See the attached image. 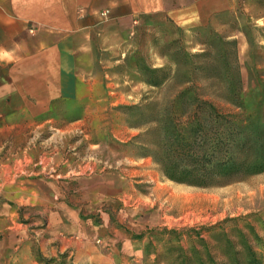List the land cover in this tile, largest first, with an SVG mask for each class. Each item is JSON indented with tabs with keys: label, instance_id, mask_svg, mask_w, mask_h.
Returning a JSON list of instances; mask_svg holds the SVG:
<instances>
[{
	"label": "rangeland",
	"instance_id": "obj_1",
	"mask_svg": "<svg viewBox=\"0 0 264 264\" xmlns=\"http://www.w3.org/2000/svg\"><path fill=\"white\" fill-rule=\"evenodd\" d=\"M98 70L84 111L63 114L58 126L7 129L12 139L0 149V164L13 162L11 156L3 160L11 153L62 151L73 173L58 181L71 183L64 188L70 196H77L78 177L133 169L135 187L119 202L128 209L142 205L145 215L156 213L159 221L136 235L147 239L143 252L117 255L116 264H155L169 241L178 243L169 231L199 230L230 218H244L264 240V172L227 186L194 187L167 179L155 158L169 138L181 143L193 135L197 113L210 109L191 97L236 117L249 132L264 126V0H240L237 9L194 29L170 21L135 25L117 55H101ZM40 249L36 244L39 263L74 264L70 253L50 257ZM257 250L263 254L264 245Z\"/></svg>",
	"mask_w": 264,
	"mask_h": 264
},
{
	"label": "crops",
	"instance_id": "obj_2",
	"mask_svg": "<svg viewBox=\"0 0 264 264\" xmlns=\"http://www.w3.org/2000/svg\"><path fill=\"white\" fill-rule=\"evenodd\" d=\"M239 4L0 0V149L12 139L7 129L58 126L63 114L84 111L101 75V55H117L135 25L170 21L194 29ZM5 156L13 162L0 164V264H42L36 244L45 256L70 253L74 264H116L117 255L143 252L147 239L136 235L159 220L156 213L145 215L142 205L128 209L119 202L135 187L133 169L78 177L77 196H70L64 188L71 183L58 181L73 173L62 151ZM40 223L44 228L37 230Z\"/></svg>",
	"mask_w": 264,
	"mask_h": 264
},
{
	"label": "trees",
	"instance_id": "obj_3",
	"mask_svg": "<svg viewBox=\"0 0 264 264\" xmlns=\"http://www.w3.org/2000/svg\"><path fill=\"white\" fill-rule=\"evenodd\" d=\"M191 99L210 109L197 113L193 135L182 138L181 143L180 137L169 138L155 156L167 179L209 188L263 173L264 126L253 127L249 132L239 126L236 117L224 114L209 101ZM243 220L230 218L199 230H171L168 233L178 243L169 241L155 264L163 261L165 264H264V253L257 250L264 240L250 222ZM182 235L187 238V244Z\"/></svg>",
	"mask_w": 264,
	"mask_h": 264
}]
</instances>
